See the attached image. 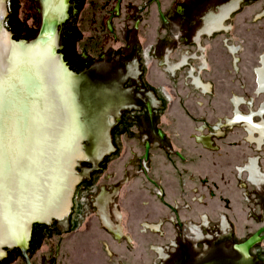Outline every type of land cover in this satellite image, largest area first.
Wrapping results in <instances>:
<instances>
[{
    "label": "water",
    "instance_id": "obj_1",
    "mask_svg": "<svg viewBox=\"0 0 264 264\" xmlns=\"http://www.w3.org/2000/svg\"><path fill=\"white\" fill-rule=\"evenodd\" d=\"M0 109V264H264L263 163L120 0H0Z\"/></svg>",
    "mask_w": 264,
    "mask_h": 264
},
{
    "label": "flooded vegetation",
    "instance_id": "obj_2",
    "mask_svg": "<svg viewBox=\"0 0 264 264\" xmlns=\"http://www.w3.org/2000/svg\"><path fill=\"white\" fill-rule=\"evenodd\" d=\"M169 54H170V53H168V56H169ZM140 75H141V74L139 73L138 77H139ZM131 79H132V78H131ZM150 107H151V106H150ZM225 125H226V121H225ZM227 127H228V126H226V127H224V128H227ZM224 128H222V129H224ZM222 135H223V134H222ZM208 136L211 137V140H212L213 137H217L215 134H210V135H208ZM159 137H161V136L159 135ZM221 137H222V136H221ZM212 144H213V141H212ZM213 145H214V144H213ZM213 148H214V150H210V151H212V152L218 151V148H216V147H213ZM144 173H148L147 168L144 169ZM151 182H152V181H151ZM152 183H153V184H157V183H155V182H152ZM158 190L161 192L160 187H158ZM199 199H200V198H195V199H192V201H193V202H197V203H199V204H202L203 201H204V197H202L201 200H199ZM162 204H163V205H167L166 203H162ZM145 205H146V204H145ZM167 206H168V208L170 209V211L173 213V215H174V220H176L177 223L180 222V221H179V216H178L177 211H176L177 208H175V207L173 208V207H171L170 205H167ZM185 209H189V207L186 206ZM203 217H205V219H206V225H205V226H204V224H203ZM222 217L225 218L226 223H227V226H226V228H225L224 231L221 230V228H220L221 218H222ZM158 221H160V220H158ZM161 221H162V220H161ZM197 221H198V224H193V222H188L189 226H187V231L190 233V235H191L193 238H195V241H196V242H199V243H202V244H204L205 242H206V243H208V242H212V241L214 240V238H217V237H218L219 233H223V235H226V230H227V228L230 227V226H229V223H228V221H227V219H226V217L223 216V215L219 216V218H218V227H217V230H218V231H217V232H216V231L214 232V229H212V231L209 232V230H210V221H209V217H208L206 214H198V215H197ZM162 222H163V221H162ZM163 223H164V222H163ZM163 223H162V227H163ZM144 224H146V223H143V224H142V227H143ZM178 224H180V223H178ZM192 224L198 226L199 230H197V232H199L200 235H201V238H200V239H197L195 233L192 232V231L190 230V226H191ZM162 227H161V229H162ZM262 228H263V227H262ZM262 228L258 229L255 233H253L252 235L246 237L245 239H243V240H241V241H235V242L231 245V249H232V251H234L236 254H238L239 256H241L242 258H244L245 260H248V259L251 258L252 250L255 249V250H256V252H255V257H256L257 259H260V258H261L262 260H264V245L261 246V248L259 247V245H261V244L263 243V241H264V231L261 232V233L258 235V238H261V240L258 241L257 243H255V244H254V245L248 250V253H249L248 258H245L244 255H243L242 253L238 252V251L235 249V246H236V245H242V244L245 243L249 238H251V237H252L253 235H255L258 231H260ZM141 231H142V229H141ZM148 232H150V231H146L145 233H148ZM142 233H144V232H142ZM214 233H215V234H214ZM211 234H213V236H212ZM157 235H159L160 237H164V233H163V231H162V234H161V235L158 234V233H157ZM231 240H233V237L230 235V236L228 237L227 241L229 242V241H231ZM172 243H173V244L170 245V247L176 249V248H177V244L174 243V242H172ZM206 243H205V244H206ZM205 244H204V245H205ZM163 250L165 251L164 248H163ZM167 258H168V256H167ZM160 261H163V260H160Z\"/></svg>",
    "mask_w": 264,
    "mask_h": 264
},
{
    "label": "snow or ice",
    "instance_id": "obj_3",
    "mask_svg": "<svg viewBox=\"0 0 264 264\" xmlns=\"http://www.w3.org/2000/svg\"><path fill=\"white\" fill-rule=\"evenodd\" d=\"M3 125V111L0 109V126Z\"/></svg>",
    "mask_w": 264,
    "mask_h": 264
}]
</instances>
